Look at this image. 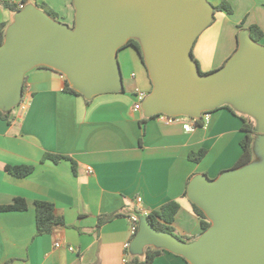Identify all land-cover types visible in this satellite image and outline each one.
<instances>
[{"label": "crops", "instance_id": "1", "mask_svg": "<svg viewBox=\"0 0 264 264\" xmlns=\"http://www.w3.org/2000/svg\"><path fill=\"white\" fill-rule=\"evenodd\" d=\"M208 1L214 6L228 2L233 14L216 12L196 41L193 55L203 73L222 68L235 53L239 26L246 30L255 25L264 33V0ZM3 3L17 9L34 4L0 0V23L8 26L15 14ZM38 3L47 4L62 23L75 24L74 0ZM259 44L264 46V36ZM118 59L123 91L87 100L65 92L61 73L38 67L25 76L26 109L15 108L10 122L0 118V206L18 198L28 204L25 211L0 212V264H124L127 252L143 258L145 251L139 256L126 249L132 241L129 217L140 218L171 201L180 203L173 224L176 234L186 241L201 234L200 220L184 196L186 188L198 175L217 179L234 169L243 154V122L226 108L213 111L209 124L193 132L182 122L158 117L145 121L143 111L134 112L133 107L138 91H152L148 70L130 44L120 49ZM201 150L206 151L204 159L191 160ZM46 154L69 157L75 167L70 161H44ZM8 166H33L35 171L18 178L7 172ZM38 201L52 203L65 225L37 237ZM121 211L125 216L99 227L100 217ZM56 242L62 248H56ZM153 264L188 263L165 251Z\"/></svg>", "mask_w": 264, "mask_h": 264}, {"label": "water", "instance_id": "2", "mask_svg": "<svg viewBox=\"0 0 264 264\" xmlns=\"http://www.w3.org/2000/svg\"><path fill=\"white\" fill-rule=\"evenodd\" d=\"M74 7L72 27L34 4L14 15L0 44V111L19 107L25 76L38 67L61 73L87 100L123 91L118 53L137 40L153 85L142 103L146 118H200L229 105L256 121L259 156L217 179L191 180L187 197L212 223L197 240L155 230L142 216L130 253L153 247L190 264H264V46L244 30L226 64L203 76L193 49L214 21L208 0H74Z\"/></svg>", "mask_w": 264, "mask_h": 264}, {"label": "trees", "instance_id": "3", "mask_svg": "<svg viewBox=\"0 0 264 264\" xmlns=\"http://www.w3.org/2000/svg\"><path fill=\"white\" fill-rule=\"evenodd\" d=\"M32 2L39 9L46 12L52 19L59 21V19H60L59 16L54 11H52V9H50L47 4L38 3V0H32ZM3 5L5 8L11 10L14 14H16L18 11H20L19 9L16 8V6L14 4L3 3ZM216 12H225L226 14L231 15V14H233V8L228 2L223 1L219 6H215V13ZM7 27H8L7 23H0V44H2L4 41V36H5V32H6ZM244 30L245 29L243 26H239L238 36H239V33L244 31ZM246 30L249 32L250 37L256 43H260L261 39L264 36V33L262 32V30L258 26L253 25V26H250ZM129 44L134 46L137 49V51L139 52V54L142 58V61L144 63V59L142 56L143 52H142V48H141L140 43L137 40H130ZM237 48H238V46H237ZM193 59L199 68L198 61L195 59L194 55H193ZM42 68L50 69L48 67H42ZM199 72L201 75L206 76V75H209L215 71L210 72V73H203L199 68ZM65 92L76 95V96L84 97L82 94L78 93L77 91H75L70 86L67 79H66ZM221 108L229 109L233 114L239 116L243 122L242 129L246 133L244 139L241 142V145L243 148V154H242L241 158L239 159V161L236 163L234 168L236 169V168L244 167V166L250 164L254 159V153H253L252 145H253L254 137L256 135H258L257 123L252 117L237 112L233 107H231L229 105H224ZM11 116H12V111L9 113H5V112L0 111V118H2L3 120L10 122ZM158 116H160V115H156V116H153L151 118H145V121L149 120V119L157 118ZM205 155H206V151L201 150L198 153L192 155L191 160H193L195 162H201L204 159ZM43 160L44 161H52L54 163H59L62 161H70L73 163V161L69 157L61 156V155H54V154H46L44 156ZM73 166L75 167L74 163H73ZM6 170L9 174H11L15 177L24 178V177L30 176L35 171V167H33V166H15V167L8 166V167H6ZM188 186H189V184H188ZM188 186H187L185 194H184L185 197H187ZM190 203H191L193 212L199 218L200 223H201L202 232L198 237L193 239V240H197L203 233H205L211 227L212 223L206 217L205 213L198 206H196L192 202H190ZM27 209H28L27 202L24 199H20V198L16 199L14 201V203L11 205L0 206V212L25 211ZM179 210H180V203L178 201H171V202L165 204L160 210L153 211V212L149 213L146 216V218L155 230L164 231V232H167V233H170V234L176 236L177 238H179L181 240H186L185 238L180 237L176 234L175 228L173 226L176 215H177ZM137 215H139V214H137ZM123 216H125V213L121 211V212H116V213L109 215V216L100 217L99 227H101L103 224H105L109 221H112L113 219L123 217ZM36 224H37L36 236L40 237V236H44V235H48V234L53 233L54 229L57 226H64L65 221L62 217L57 216L55 206L52 203L44 202V201H38V202H36ZM164 252H165V250H163V249H155L153 247H147L145 250V256L143 258L138 257V256L132 257L129 255V252H127V255L130 257L128 264H153L154 261L156 260V258L160 257ZM184 260L188 263V261L186 259H184ZM188 264H190V263H188Z\"/></svg>", "mask_w": 264, "mask_h": 264}, {"label": "built area", "instance_id": "4", "mask_svg": "<svg viewBox=\"0 0 264 264\" xmlns=\"http://www.w3.org/2000/svg\"><path fill=\"white\" fill-rule=\"evenodd\" d=\"M25 8L24 4L19 5V10H23ZM137 102L135 103L134 107H133V111L134 112H142V103L143 101L146 99V97L148 96L147 93L142 92V91H138L137 92ZM22 106V109L25 110L26 109V105L24 104L23 100L21 102V104L19 105V107ZM160 121H164L167 123H175V122H182L185 129L188 132H193L198 126H206L209 124L211 118H212V111H206L202 113V116L200 118H193V117H186V116H179V117H174V116H168L165 114H160V116H158ZM92 169L89 168V171H91ZM141 199L138 198L136 200L137 205H141ZM148 214L145 213V216H147ZM130 220V233L132 236V240L133 238L136 236V234L138 233L139 230V220L140 218L137 215H133L129 218ZM132 242V241H131ZM130 242L126 244V249H128L130 247ZM56 248H62V244L60 242H56L55 244ZM68 250L70 251H75V249L73 247H68ZM128 255L126 254L123 262L124 264H128Z\"/></svg>", "mask_w": 264, "mask_h": 264}, {"label": "rangeland", "instance_id": "5", "mask_svg": "<svg viewBox=\"0 0 264 264\" xmlns=\"http://www.w3.org/2000/svg\"><path fill=\"white\" fill-rule=\"evenodd\" d=\"M240 34V33H239ZM256 156L258 155L259 156V154H258V149L256 148V154H255Z\"/></svg>", "mask_w": 264, "mask_h": 264}]
</instances>
